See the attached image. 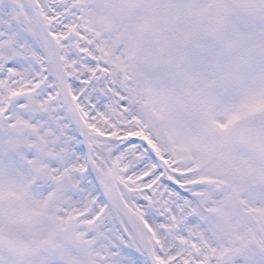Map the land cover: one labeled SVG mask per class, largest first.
I'll return each instance as SVG.
<instances>
[{"label": "snow or ice", "instance_id": "snow-or-ice-1", "mask_svg": "<svg viewBox=\"0 0 264 264\" xmlns=\"http://www.w3.org/2000/svg\"><path fill=\"white\" fill-rule=\"evenodd\" d=\"M0 264H264V0H0Z\"/></svg>", "mask_w": 264, "mask_h": 264}]
</instances>
